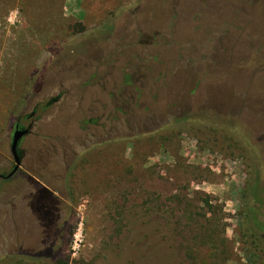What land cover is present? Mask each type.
Returning <instances> with one entry per match:
<instances>
[{
	"label": "rangeland",
	"instance_id": "obj_1",
	"mask_svg": "<svg viewBox=\"0 0 264 264\" xmlns=\"http://www.w3.org/2000/svg\"><path fill=\"white\" fill-rule=\"evenodd\" d=\"M223 2L0 0V264H264V0Z\"/></svg>",
	"mask_w": 264,
	"mask_h": 264
},
{
	"label": "trees",
	"instance_id": "obj_2",
	"mask_svg": "<svg viewBox=\"0 0 264 264\" xmlns=\"http://www.w3.org/2000/svg\"><path fill=\"white\" fill-rule=\"evenodd\" d=\"M196 2L199 5L205 6V3H208L209 0H196ZM223 3L224 4L226 3L225 0ZM247 65H248V63H243V62H241L235 66L231 65V73L238 70L239 68H242V67L247 66ZM211 66L214 68V71L211 74L217 75V74L222 73L223 69H225V67L227 65L225 66V62L218 60V61H215L214 63H211ZM143 73L146 74L147 72L143 71ZM245 150H246V152L248 151L247 148H245ZM249 175H250V179H252V181L260 179L258 173H255V175H254V173L250 172ZM256 204L260 205V203H256ZM242 238H243V241H245L247 243L249 242L251 245H254L257 253L264 254V239L262 238L260 232H258L257 230H252L247 225H243ZM251 241H252V243H251Z\"/></svg>",
	"mask_w": 264,
	"mask_h": 264
},
{
	"label": "water",
	"instance_id": "obj_3",
	"mask_svg": "<svg viewBox=\"0 0 264 264\" xmlns=\"http://www.w3.org/2000/svg\"><path fill=\"white\" fill-rule=\"evenodd\" d=\"M30 133V128L23 130V131H19L17 130L16 133L13 136L12 139V144H11V152H12V156L15 162V165L13 167L12 172L7 175V176H0V179H4V180H10L12 179L21 169V165H22V155H20L19 153V149L22 143V140L27 137Z\"/></svg>",
	"mask_w": 264,
	"mask_h": 264
},
{
	"label": "flooded vegetation",
	"instance_id": "obj_4",
	"mask_svg": "<svg viewBox=\"0 0 264 264\" xmlns=\"http://www.w3.org/2000/svg\"><path fill=\"white\" fill-rule=\"evenodd\" d=\"M55 101H52V102H50L49 104H48V106L49 105H52L53 103H54ZM38 108V107H37ZM37 108H36V110H37ZM35 114H36V112H34V114H32V115H30L29 117H27V119H32V118H34V116H35ZM20 120H18V123L15 125V128H14V133H13V136H14V134L16 133V131L17 130H21V131H23V130H26V129H29L30 128V133H29V135L31 134V132H32V126L30 125L28 128H24V127H22L21 125H20ZM13 136H12V139H13ZM23 141V140H22ZM19 153H20V155H22L21 154V151H20V149H19Z\"/></svg>",
	"mask_w": 264,
	"mask_h": 264
},
{
	"label": "built area",
	"instance_id": "obj_5",
	"mask_svg": "<svg viewBox=\"0 0 264 264\" xmlns=\"http://www.w3.org/2000/svg\"><path fill=\"white\" fill-rule=\"evenodd\" d=\"M75 238H76V242H75V245H76V246H78V242H79V237H78V236H76ZM74 250H76V249H74Z\"/></svg>",
	"mask_w": 264,
	"mask_h": 264
}]
</instances>
